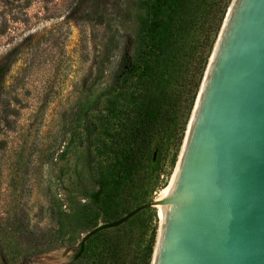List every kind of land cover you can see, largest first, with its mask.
Instances as JSON below:
<instances>
[{
    "label": "rangeland",
    "instance_id": "rangeland-1",
    "mask_svg": "<svg viewBox=\"0 0 264 264\" xmlns=\"http://www.w3.org/2000/svg\"><path fill=\"white\" fill-rule=\"evenodd\" d=\"M96 2L0 0V264H65L50 256L86 231L66 217L93 186L84 118L132 30V0ZM175 164L168 151L153 196Z\"/></svg>",
    "mask_w": 264,
    "mask_h": 264
},
{
    "label": "trees",
    "instance_id": "trees-1",
    "mask_svg": "<svg viewBox=\"0 0 264 264\" xmlns=\"http://www.w3.org/2000/svg\"><path fill=\"white\" fill-rule=\"evenodd\" d=\"M228 2L132 0L128 45L116 48L90 101L94 114L84 118L93 186L66 215L86 231L65 264H148L155 234L149 221L156 217L148 202L160 162L169 151L175 163ZM7 69L0 61V100Z\"/></svg>",
    "mask_w": 264,
    "mask_h": 264
},
{
    "label": "water",
    "instance_id": "water-1",
    "mask_svg": "<svg viewBox=\"0 0 264 264\" xmlns=\"http://www.w3.org/2000/svg\"><path fill=\"white\" fill-rule=\"evenodd\" d=\"M175 162L148 264H264V0H229Z\"/></svg>",
    "mask_w": 264,
    "mask_h": 264
},
{
    "label": "bare ground",
    "instance_id": "bare-ground-1",
    "mask_svg": "<svg viewBox=\"0 0 264 264\" xmlns=\"http://www.w3.org/2000/svg\"><path fill=\"white\" fill-rule=\"evenodd\" d=\"M178 158H179V155H178ZM176 168H177V162H176L175 167H174V169L170 175L168 185L162 191H159V193L155 195L156 197L164 198L166 195H168L173 190V184H174V179H175L176 170H177ZM156 208H157L158 217H159V221H158L159 225H158L157 234H156V238H155L154 249H156V246L158 243V238L160 235L161 226H162L163 219H164V215L166 214V206L164 204L157 205Z\"/></svg>",
    "mask_w": 264,
    "mask_h": 264
}]
</instances>
